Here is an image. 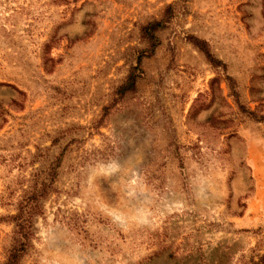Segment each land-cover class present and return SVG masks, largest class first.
Wrapping results in <instances>:
<instances>
[{
    "label": "rangeland",
    "instance_id": "1",
    "mask_svg": "<svg viewBox=\"0 0 264 264\" xmlns=\"http://www.w3.org/2000/svg\"><path fill=\"white\" fill-rule=\"evenodd\" d=\"M243 108L264 114V0H0V264L19 214L21 264H264Z\"/></svg>",
    "mask_w": 264,
    "mask_h": 264
},
{
    "label": "trees",
    "instance_id": "2",
    "mask_svg": "<svg viewBox=\"0 0 264 264\" xmlns=\"http://www.w3.org/2000/svg\"><path fill=\"white\" fill-rule=\"evenodd\" d=\"M163 25L164 24L162 21H153L143 28V35L149 41V47L144 51L146 53L143 52L138 58L137 64L131 68L129 74L122 84L117 86L115 89L114 94L120 99L137 91L138 81L144 72L141 68L142 57H149L154 54L157 45L159 44L156 31L162 29ZM190 40L206 54L209 61L215 67L223 65V63L212 54L207 46L206 41L199 39L196 36H191ZM229 78L232 79L231 77ZM243 112L247 113V115H251L256 121H264V114H258L256 111H250L249 109L247 110L245 108H243ZM33 208H38V206L34 205ZM14 219L17 221L18 229L16 230L14 242L11 248L8 250L7 258L3 264H21V260L25 255L27 246L29 245V238L27 236V230L29 229V226H27V223L29 222L28 218H22L19 214L18 216H15Z\"/></svg>",
    "mask_w": 264,
    "mask_h": 264
}]
</instances>
